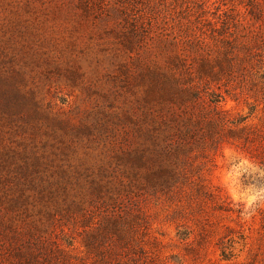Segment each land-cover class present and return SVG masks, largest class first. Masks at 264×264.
Masks as SVG:
<instances>
[{
  "label": "rangeland",
  "instance_id": "obj_1",
  "mask_svg": "<svg viewBox=\"0 0 264 264\" xmlns=\"http://www.w3.org/2000/svg\"><path fill=\"white\" fill-rule=\"evenodd\" d=\"M177 55L235 64L211 92L264 128V0H0V264H264L251 155L183 152L178 178L140 160Z\"/></svg>",
  "mask_w": 264,
  "mask_h": 264
},
{
  "label": "trees",
  "instance_id": "obj_2",
  "mask_svg": "<svg viewBox=\"0 0 264 264\" xmlns=\"http://www.w3.org/2000/svg\"><path fill=\"white\" fill-rule=\"evenodd\" d=\"M174 59L170 60L171 68L154 67L152 97L156 101V110L147 114L148 122L140 128V134L147 139L142 145L145 154L140 160L159 167L161 173L155 172L159 175L178 178L182 171L178 170L176 162H184L178 160V154L201 149L205 155L208 148L233 143L264 168V128L250 124L249 117L235 118L231 111L221 106L224 97L210 89L208 78L216 81L226 75L231 78L236 74V65H221L220 71L216 72L208 67L211 63L206 60L196 71L198 60L188 66L182 56L177 55ZM258 107L260 105L252 107L250 115L258 112ZM261 112L264 114V107ZM19 251L28 261L34 258L30 252H24L28 251L24 246Z\"/></svg>",
  "mask_w": 264,
  "mask_h": 264
}]
</instances>
